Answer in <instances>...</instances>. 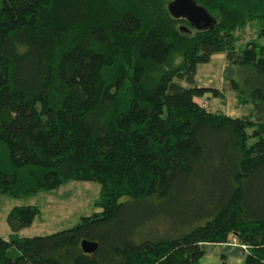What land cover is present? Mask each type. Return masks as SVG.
Segmentation results:
<instances>
[{
  "label": "trees",
  "instance_id": "1",
  "mask_svg": "<svg viewBox=\"0 0 264 264\" xmlns=\"http://www.w3.org/2000/svg\"><path fill=\"white\" fill-rule=\"evenodd\" d=\"M170 1L0 0V195L99 187L97 212L50 235L18 236L39 210L12 207L0 264H199L231 237L264 264V0H192L214 19L200 31ZM216 54L248 115L196 103L223 100L194 80Z\"/></svg>",
  "mask_w": 264,
  "mask_h": 264
},
{
  "label": "rangeland",
  "instance_id": "2",
  "mask_svg": "<svg viewBox=\"0 0 264 264\" xmlns=\"http://www.w3.org/2000/svg\"><path fill=\"white\" fill-rule=\"evenodd\" d=\"M250 28L251 29L257 28V24L255 22L251 23ZM240 34L241 36L238 37L240 40V42H238L239 46L242 45L244 42H246V40L255 39V33H252V30H246L244 31L243 34L242 33ZM224 64L225 63H224L223 55L218 54V55H214L207 64H202V65L197 66L196 74L194 78L196 85L200 87L209 86L207 88H214L218 91H222L224 96H223V100H220L219 98H212L207 94L208 96H205L199 100H196V103L198 104V106H201L206 111L219 112L225 115H230L231 117H241L244 115H248L251 111L250 104L237 105V103L235 102L234 92L231 90H228L227 87L224 86L222 82V71H223ZM72 184H75V182H72ZM81 184H84V183H81ZM92 184L98 187L97 184L95 183H92ZM65 189H68V188L65 186H62L60 189L61 191H59L58 194L62 193ZM83 193L84 194L81 193L79 195L82 196V198L88 197L90 201L89 202L90 204L87 206V208L83 209L78 214H74L75 215L74 217H70L68 220L62 221V223L48 224L47 226L45 225V227L43 228L39 225V221L41 220V218L38 216L37 217L38 219L36 218V221L34 222V224L31 225V227L25 231L24 237L26 238L40 237V236L50 235L58 231L72 228L78 223L81 217L89 216L97 212L98 210L95 209V207L93 206L94 201L97 199L96 192L94 194L92 193L88 194L87 191H83ZM66 196L67 195H64L63 197H66ZM28 200H29L28 198L12 199L8 196L0 195V233L8 232V229L5 224V216H6L7 211L15 206L26 205L25 203ZM32 205L35 206L39 210L42 207L40 199L37 198L36 196L33 199ZM1 230H3V232ZM0 236H3V235L0 234ZM5 238L6 236H3V239ZM232 239L235 241L234 243L230 241ZM228 244L244 248V246L237 244L236 240L233 237L229 239Z\"/></svg>",
  "mask_w": 264,
  "mask_h": 264
},
{
  "label": "crops",
  "instance_id": "3",
  "mask_svg": "<svg viewBox=\"0 0 264 264\" xmlns=\"http://www.w3.org/2000/svg\"><path fill=\"white\" fill-rule=\"evenodd\" d=\"M250 25L251 24L247 25L243 30L237 32V36L240 37V33L243 34L246 30H252V33L256 34L257 28L251 29ZM213 56H211V58ZM202 87L207 88L209 86ZM62 186H65L68 189H65L62 193L58 194V192L61 191L60 189ZM98 189L99 188L97 186H94V184L90 182H75V184H72V182H68L53 191H49L48 193L43 192L36 194L35 196L40 199L42 207L40 210L38 209L39 213L34 218L31 225L34 224L38 216L41 218V220L39 221V225L42 228L45 227V225L47 226L48 224L62 223V221L68 220L70 217H74V214H78L83 209L87 208V206L90 204L88 197L82 198V196H80L79 194H84L83 191H87L88 194H94L95 192L96 194H98ZM41 195H43L44 197ZM64 195L67 196L63 197ZM35 196L29 197V200L25 203L26 205L22 206H33L32 203ZM31 225L28 228L19 231L17 235L20 237H24L25 231L29 229ZM1 231L3 232V230ZM0 234L6 236L5 239H7L9 231ZM3 236L0 237L3 239ZM200 250L201 256L199 258V264H243V258L246 253V250L244 248H241L239 246H233L228 243L201 244Z\"/></svg>",
  "mask_w": 264,
  "mask_h": 264
},
{
  "label": "water",
  "instance_id": "4",
  "mask_svg": "<svg viewBox=\"0 0 264 264\" xmlns=\"http://www.w3.org/2000/svg\"><path fill=\"white\" fill-rule=\"evenodd\" d=\"M168 14L177 20H184L191 30L200 31L211 28L214 24V19L208 13L197 5L192 0H171L167 6ZM184 26H179L180 33H188L189 29ZM79 248L82 253L90 254L96 248L95 243L81 241Z\"/></svg>",
  "mask_w": 264,
  "mask_h": 264
},
{
  "label": "built area",
  "instance_id": "5",
  "mask_svg": "<svg viewBox=\"0 0 264 264\" xmlns=\"http://www.w3.org/2000/svg\"><path fill=\"white\" fill-rule=\"evenodd\" d=\"M232 243H234L235 241L232 239V240H230Z\"/></svg>",
  "mask_w": 264,
  "mask_h": 264
}]
</instances>
